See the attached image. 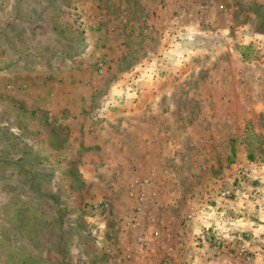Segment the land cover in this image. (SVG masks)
I'll use <instances>...</instances> for the list:
<instances>
[{
	"label": "rangeland",
	"instance_id": "obj_1",
	"mask_svg": "<svg viewBox=\"0 0 264 264\" xmlns=\"http://www.w3.org/2000/svg\"><path fill=\"white\" fill-rule=\"evenodd\" d=\"M245 24L264 33V0H0V264H264V54ZM158 62L182 156L132 186L98 131L120 132Z\"/></svg>",
	"mask_w": 264,
	"mask_h": 264
},
{
	"label": "crops",
	"instance_id": "obj_2",
	"mask_svg": "<svg viewBox=\"0 0 264 264\" xmlns=\"http://www.w3.org/2000/svg\"><path fill=\"white\" fill-rule=\"evenodd\" d=\"M225 29V28H224ZM227 29V28H226ZM249 26L246 24L239 28L240 33L237 36L236 31L234 30V34L237 39L243 40V49L248 50L252 49L256 53L254 59H257L258 55L264 54V33H258L256 31L249 32ZM228 32V31H227ZM231 32V31H230ZM223 36L225 37L226 30L222 31ZM227 37L224 38V43H226ZM231 40V39H230ZM258 54V55H257ZM238 58L245 60L243 53L237 54ZM154 66V71H150V85L148 84H134L135 88L131 86L130 90H133L132 93L128 91L126 93L127 96V107L128 114L122 115L123 119L118 121H113L120 125L119 133H111L104 135V132L98 131L99 142L96 145V149L100 150V155L104 156L107 153L108 145L116 142V152L120 155L126 153L128 155V159L126 161V169L132 175V186L143 185L144 181L149 184H154V180L151 177L154 175V172L158 169L166 170L167 165L171 168L172 166L177 167V163L179 162L178 157L182 156V151L177 148V137H181V132H179L177 136V132L171 134V131L166 129L165 125H161L163 120L166 118L164 116L163 111L160 108V105H163L165 102V98L163 95L166 93L164 90L173 89L180 87L179 83H175L168 88L164 86V84H159V82H153L154 77L162 78L160 74L161 62L152 63L150 67ZM163 68V67H162ZM152 80V82H151ZM147 79V83H148ZM12 85H6L5 88L0 85V95L1 94H16V89H11ZM165 88V89H163ZM7 89V90H6ZM8 91V92H7ZM139 91V98L135 96L134 93ZM163 92V93H162ZM162 94V99H156L152 97V94ZM117 98L123 95L122 91L119 90L116 93H113ZM169 92L166 93L168 95ZM13 96V95H12ZM137 98V99H136ZM114 117H109L108 121H112ZM155 129V130H154ZM15 135H19L14 133ZM107 138H111V142L108 144ZM169 139V147L166 146V140ZM153 155V156H152ZM169 156L173 161L167 163L166 156ZM125 167V166H121ZM145 175V176H143ZM134 177V178H133ZM241 202V201H240ZM242 207V205H239ZM245 211V210H244ZM238 215L235 216L239 227H244L250 229V234H256L258 229L253 228V222L251 219H247L245 213L238 209ZM246 212V211H245ZM263 212H259V216L263 215ZM262 232V231H261ZM264 234V232L262 233ZM264 244V238L261 237ZM264 246V245H262Z\"/></svg>",
	"mask_w": 264,
	"mask_h": 264
},
{
	"label": "trees",
	"instance_id": "obj_3",
	"mask_svg": "<svg viewBox=\"0 0 264 264\" xmlns=\"http://www.w3.org/2000/svg\"><path fill=\"white\" fill-rule=\"evenodd\" d=\"M244 58H246V57L244 56ZM22 138H23V137L21 136V134H19V135H15V136H14V140H15V141H18V140L20 141V140H22ZM22 162H23V160H21V159H19V160L17 161V163H22Z\"/></svg>",
	"mask_w": 264,
	"mask_h": 264
},
{
	"label": "built area",
	"instance_id": "obj_4",
	"mask_svg": "<svg viewBox=\"0 0 264 264\" xmlns=\"http://www.w3.org/2000/svg\"><path fill=\"white\" fill-rule=\"evenodd\" d=\"M243 175H244V173H243ZM220 196L222 198H226L228 196V192H222V193H220ZM236 237H238V239H240V235H233V239H235Z\"/></svg>",
	"mask_w": 264,
	"mask_h": 264
}]
</instances>
